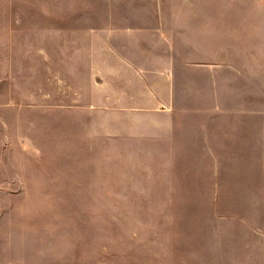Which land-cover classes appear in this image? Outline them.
<instances>
[{
  "label": "rangeland",
  "instance_id": "rangeland-1",
  "mask_svg": "<svg viewBox=\"0 0 264 264\" xmlns=\"http://www.w3.org/2000/svg\"><path fill=\"white\" fill-rule=\"evenodd\" d=\"M259 44L264 0H0V264H264Z\"/></svg>",
  "mask_w": 264,
  "mask_h": 264
},
{
  "label": "crops",
  "instance_id": "crops-1",
  "mask_svg": "<svg viewBox=\"0 0 264 264\" xmlns=\"http://www.w3.org/2000/svg\"><path fill=\"white\" fill-rule=\"evenodd\" d=\"M255 48L256 53L253 55L250 62V97L248 96V88L245 91L247 92V101L248 97L252 98V95L257 93V96H254L256 108L244 110L246 126L243 134V143L245 145V150L248 149L253 152H259V164L257 165L261 168L259 173L264 175V47H261L259 44V47ZM252 75H256L255 80L252 79ZM253 81L255 85L252 88ZM261 181L263 182V180Z\"/></svg>",
  "mask_w": 264,
  "mask_h": 264
}]
</instances>
